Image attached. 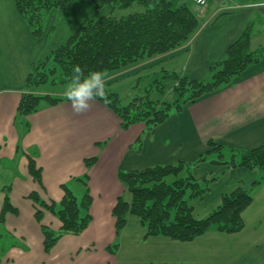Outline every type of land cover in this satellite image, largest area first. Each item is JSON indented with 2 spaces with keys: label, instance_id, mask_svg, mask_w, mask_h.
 Masks as SVG:
<instances>
[{
  "label": "crops",
  "instance_id": "1",
  "mask_svg": "<svg viewBox=\"0 0 264 264\" xmlns=\"http://www.w3.org/2000/svg\"><path fill=\"white\" fill-rule=\"evenodd\" d=\"M229 2L221 1L213 12L208 5L205 24L180 49L131 66V89L140 81V85L144 80L149 83L163 70L194 80L211 78L210 69L225 58L247 25L264 20V0ZM76 3L75 8L86 5ZM74 13L71 10L67 20L63 19L55 37L64 36ZM84 22L76 17L73 32L65 39ZM263 37L264 31L255 28L253 52L264 50ZM48 46V38L32 36L13 0H0V215L7 194L18 211L7 213L4 223L0 222V264H264V182L252 189L262 175L256 170L227 169L208 162L193 169L200 186H208L201 198L190 201L196 219L208 217L220 207L222 197L237 188L253 190V202L242 215L245 227L237 234L211 231L188 243L160 236L146 238V229L131 215L116 238L112 215L119 197L131 199L118 180L119 171L195 162L210 151V141L240 150L264 145V55L230 85L186 104L165 123L152 130L136 124L123 131L120 119L96 100L83 113L74 112L64 101L56 106L42 103L39 112L17 116L21 97L27 92L26 79ZM115 85L108 83L107 87L118 94ZM58 90L48 94L66 100L64 90ZM91 158L97 162L88 169L85 160ZM30 159L42 171V186L29 173ZM85 183L92 197L91 224L80 235H65L46 254L43 231L35 219L36 206L29 196L35 192L42 201L58 203L65 186L81 200ZM42 225L55 233L62 227L47 211ZM115 239L120 240L119 249L112 255L107 249Z\"/></svg>",
  "mask_w": 264,
  "mask_h": 264
},
{
  "label": "trees",
  "instance_id": "2",
  "mask_svg": "<svg viewBox=\"0 0 264 264\" xmlns=\"http://www.w3.org/2000/svg\"><path fill=\"white\" fill-rule=\"evenodd\" d=\"M74 1H85L97 10L107 6L131 7L133 12L127 16L108 15L85 21L52 53L51 59L56 66L48 69V74L44 71L48 60L35 65L26 79L27 92L22 95L17 109L20 118L39 112L42 103L56 106L67 101L60 97L31 93L32 89L49 83V76H56L59 72L60 80H51V84L64 85L71 77L72 66L76 64L86 70H102L107 74L118 72L180 49L200 27L199 18L186 1L179 5L171 0H13V3L32 36L41 39L44 36V16L52 11H64ZM253 35L254 28L250 23L229 47L225 58L210 69L209 81L189 79L163 70L146 86L142 87L144 84L138 82L135 97L126 104L122 103L119 94L108 90L104 98L96 101L108 107L120 119L123 131L136 124H145L148 130H152L165 123L174 113H179L186 104L230 85L247 68L258 64L264 50H251ZM208 146L210 151L198 156L195 162L158 165L142 171H119L118 180L131 199L127 201L121 196L113 208L116 238L125 229L131 215L137 217L146 229V238L160 236L188 243L211 231L229 235L240 233L245 227L242 215L253 202L252 189L264 182V145L240 150L218 146L210 141ZM96 162L97 158L87 159L85 165L90 169ZM206 162L227 169L256 170L262 175L253 183L252 189L237 188L224 195L220 207L208 217L196 219L190 201L201 198L208 186H200L193 169ZM28 170L42 186V171L32 159ZM205 183L209 182L205 180ZM85 186L87 189L81 200L65 186L62 187L64 197L58 203L42 201L35 192L29 196L36 206L35 219L43 231L46 254H50L65 235H80L91 224L92 197L87 183ZM45 211L61 222L58 233L42 225ZM7 213H18L11 205L9 194L0 215L1 223H4ZM118 249L119 244H113L107 251L115 255Z\"/></svg>",
  "mask_w": 264,
  "mask_h": 264
},
{
  "label": "rangeland",
  "instance_id": "3",
  "mask_svg": "<svg viewBox=\"0 0 264 264\" xmlns=\"http://www.w3.org/2000/svg\"><path fill=\"white\" fill-rule=\"evenodd\" d=\"M174 1L175 3H179L181 1H186L190 6H192L193 11H194V6L193 4L190 2L191 0H171ZM221 1H227L228 3L229 0H209L208 5L210 7V11L212 10V12L214 11V9H216L219 5ZM235 3L237 4H241L244 3L248 0H233ZM79 1H74L73 3H71L64 11H52L49 14L44 16V36L42 38H48L49 39V43L50 46H48L47 49V53L45 54V57H43V59L37 64L40 65L42 63H44L45 61H47V66L46 69L44 70L47 74H48V69H53L56 65L53 63L52 59H51V55L52 53L56 50V48H58L62 43H64L67 39H65L70 33L73 32V28H71V26H73L74 24V20L76 19V17L78 18L79 22H84L85 20H97L100 19L103 16H108V15H114L116 17H121V16H127L129 14H131L133 12V9L127 8V9H123V8H113L110 6H107L103 9L97 10L95 8H93L89 3H85L86 5H81L80 7H74L77 6V3ZM75 4V5H74ZM81 9L78 12V9ZM74 10V14H72L71 19V25L68 27V29L65 31L64 36H54V33L57 31L62 30L61 28L63 27V19L67 20V15L70 14V11ZM207 12V9L205 10L204 13H202L201 18H199V22L200 25L203 26L205 24L204 21V14ZM195 13V11H194ZM253 28H254V34H255V28L257 31L262 30V32L264 31V20L263 21H259L257 20L255 23H252ZM46 35V37H45ZM263 35V34H262ZM72 36V35H71ZM70 36V37H71ZM69 37V38H70ZM63 40V41H62ZM62 41V42H61ZM264 41V37L261 39V42ZM53 44L55 46H53ZM50 58V60H49ZM49 83H47L44 86H41L40 88H36V89H42L40 90V93H35V92H31L35 95L38 96H44V95H49L48 93L51 91H54L55 89H59L56 93H58L61 90H64V85H53L51 84V80H60V73L58 72L56 76H49ZM148 78V77H147ZM124 79H127L125 81H122ZM211 78H208L207 81H209ZM118 83V85H115V87H113L115 90L117 89L119 92L118 94L120 95V98L122 100L123 104L128 103L129 101H131L135 95L136 92L135 90L131 89V85L129 86L128 84L131 83V66L123 69L121 71L118 72H114V73H108L107 74V79H106V87L108 83ZM148 81L144 80L142 87L146 86ZM150 83V82H149ZM54 89V90H53ZM110 89H112V86L107 87V90L110 91ZM112 92V91H111ZM61 93V92H59ZM55 97V96H54ZM83 196V195H82ZM82 196H79V199L82 198ZM126 200L129 201V196L126 197ZM120 240L119 239H115V241L113 242V244H119Z\"/></svg>",
  "mask_w": 264,
  "mask_h": 264
},
{
  "label": "clouds",
  "instance_id": "4",
  "mask_svg": "<svg viewBox=\"0 0 264 264\" xmlns=\"http://www.w3.org/2000/svg\"><path fill=\"white\" fill-rule=\"evenodd\" d=\"M107 73L102 70H86L79 64L71 68V77L64 84V95L76 113H83L91 102L106 95Z\"/></svg>",
  "mask_w": 264,
  "mask_h": 264
},
{
  "label": "built area",
  "instance_id": "5",
  "mask_svg": "<svg viewBox=\"0 0 264 264\" xmlns=\"http://www.w3.org/2000/svg\"><path fill=\"white\" fill-rule=\"evenodd\" d=\"M194 6L195 14L198 18H201L202 13L208 8L209 0H191Z\"/></svg>",
  "mask_w": 264,
  "mask_h": 264
}]
</instances>
